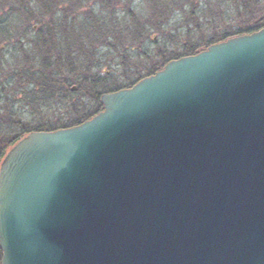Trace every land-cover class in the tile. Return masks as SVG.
<instances>
[{"label": "water", "instance_id": "water-1", "mask_svg": "<svg viewBox=\"0 0 264 264\" xmlns=\"http://www.w3.org/2000/svg\"><path fill=\"white\" fill-rule=\"evenodd\" d=\"M101 101L3 158V264H264V27Z\"/></svg>", "mask_w": 264, "mask_h": 264}, {"label": "rangeland", "instance_id": "rangeland-1", "mask_svg": "<svg viewBox=\"0 0 264 264\" xmlns=\"http://www.w3.org/2000/svg\"><path fill=\"white\" fill-rule=\"evenodd\" d=\"M127 1L125 0L124 3ZM257 1L259 4L257 9H253L251 4L247 5L248 9L246 6L237 9L235 0H167L159 5V13L155 14L147 0H130V8L136 14L142 29L137 27L138 24H134L135 22L128 14V9L120 7L115 11V18H117L115 22H100V25L107 31L105 34H109L110 38L107 39L105 45L96 43L93 46L91 50L93 53L89 54L90 62L87 63L85 54L78 57L77 53L73 56V62L69 63L67 67V59L60 50L63 57L54 65H63L65 75L70 79L76 78V80L84 74L87 65H90L92 73L97 72L101 77L108 75V79L104 81V89L114 90L125 87L130 81L137 83L140 78L150 76L153 72L164 67L165 59L183 55L187 47L193 46L200 52L204 51L210 43L220 41L229 35L233 36L241 31L242 27L261 19L264 16V0ZM83 4L85 10L93 8L98 14L101 13L102 5L99 1L83 0ZM64 5L65 7L71 5V0H67ZM31 6L37 14L38 7L33 3ZM250 8L251 12H249ZM16 9H20L16 0L0 2V26L4 29L9 28L3 32L0 30V47L2 48L0 55L4 56L5 63L12 68H19L22 61V55L15 56L14 53L16 42L23 38L27 51L32 57L35 51L31 43L42 29L39 22L33 21L29 24L27 20L20 17L21 13L11 12ZM193 9L196 11L194 14H192ZM85 10L83 9L82 12ZM4 20L9 22H3ZM84 23L86 20L82 17L78 24L83 25ZM47 24H49L48 21ZM54 30L59 35L62 29L56 27ZM78 30L82 35H85V30L83 32L81 26L78 27ZM94 40L95 38H93ZM99 40L102 41L101 38H97L96 42ZM71 46L72 49L79 48L77 43ZM9 65L8 67H10ZM35 66L39 67L40 65L36 64ZM13 86L8 88L11 89ZM58 86L63 88L62 84ZM72 89L77 91L74 95L76 98L82 97L77 83L72 85ZM12 95H15V92ZM19 98L23 100L22 96ZM66 98L67 93L61 96L57 94L56 97H48L46 99L48 103L43 101L40 106L36 104L24 106L20 102L11 101L14 102L15 110L18 111L23 121L33 129L43 121H58L74 116ZM87 101L91 110L94 108L96 110V103L89 99ZM103 109L100 108L97 111L101 112Z\"/></svg>", "mask_w": 264, "mask_h": 264}, {"label": "trees", "instance_id": "trees-1", "mask_svg": "<svg viewBox=\"0 0 264 264\" xmlns=\"http://www.w3.org/2000/svg\"><path fill=\"white\" fill-rule=\"evenodd\" d=\"M16 1L18 2L20 9L12 10L11 12L14 14L15 12L21 13L20 17H22L23 20H27L29 24L33 21L39 22L42 25V29L38 32L36 39L31 43L32 47L34 46L33 50L35 51L32 57L27 51L23 38L16 42V47L14 49L15 56L22 55L21 66L19 68H12L9 64L10 67H8L5 63L4 56L0 55V165L8 150L30 132L55 131L61 128H69L79 125L95 116L99 112L97 110H100V108L103 109V103L101 101L103 94L128 88L136 84L135 81H130L125 87L106 90L103 88V85L104 81L108 79L107 74L101 77L97 72L92 73L91 66L87 65L84 74L82 76L80 75L79 79H70L64 73V66L54 65L55 62H59L65 55L68 67L69 63L71 64V62H73V56L77 53L78 57H82L83 54H85L87 63L90 62L91 57L89 54L93 53L91 51L93 46L96 45V43L99 45H105L107 44V39L110 38L109 34H105L107 31H105L103 26L100 25V22H115L117 19L115 18V11L120 7L127 8L130 18L135 22L134 24H138L137 27L142 29L140 22L136 18V14L130 8V0L126 3H124L125 0H96L102 5L100 10L101 13L99 14L95 12L93 8L85 10L86 8L83 4V0H71V5L67 7L64 5L67 0ZM147 1L151 6L152 12L157 14L159 13V5L167 0ZM0 2H3V0H0ZM32 3L38 7L37 14H35L34 8L31 6ZM248 4H251L253 9H257L259 6L257 0H235L237 9L242 8V6L247 7ZM83 9L85 12H82ZM195 9H193L192 14L196 13ZM249 12H251V8ZM82 17L86 20V23L79 25L78 22ZM5 20L3 22H9ZM47 21L49 24H47ZM91 22L93 23L91 24ZM79 26H81L83 32L85 30V35H82L78 30ZM56 27L62 29L59 35L57 34L58 32L54 30ZM263 27L264 16L261 19L253 21L250 25L244 28L242 27V29H240L241 31L233 36L252 33ZM8 29H4V27L0 26L2 32ZM102 34H104V38L102 37ZM96 36L97 38H101L102 41L99 40V42H96ZM233 36L229 35L220 41L212 42L208 47ZM93 38H95L94 41ZM74 43L78 44V49H72L71 45ZM65 46L66 49L64 50ZM60 50L63 52V56L60 54ZM1 51L2 48L0 47V52ZM199 52L200 51L195 47L189 46L186 48L183 55L171 59L167 58V60L165 59L164 66L174 59L195 55ZM36 64H39L40 66L37 67L35 66ZM163 68L164 67L160 68L158 71ZM156 72H153L152 74H155ZM141 79L142 78H140L139 81ZM74 83L78 84L79 92L82 93V97L79 96L76 98V96H74L77 92L72 89ZM59 84H62L63 88H59ZM8 85L14 86L10 89L8 88ZM14 92L15 95H12ZM64 93H67L66 101L68 105L71 106V113L74 114V116L69 119L64 118L62 120L60 118L62 121H43L40 122L37 127L32 129L23 121L18 111L15 110L16 106L14 102H20L24 106H27V104H36L40 106L41 102H47L46 99H48V97H56L57 94L61 96ZM21 96L23 100L19 98ZM84 97H87V99L96 103V110L94 108L95 111L91 110V106L87 104L88 101L87 99H84Z\"/></svg>", "mask_w": 264, "mask_h": 264}, {"label": "flooded vegetation", "instance_id": "flooded-vegetation-1", "mask_svg": "<svg viewBox=\"0 0 264 264\" xmlns=\"http://www.w3.org/2000/svg\"><path fill=\"white\" fill-rule=\"evenodd\" d=\"M4 252L0 245V264H3Z\"/></svg>", "mask_w": 264, "mask_h": 264}]
</instances>
